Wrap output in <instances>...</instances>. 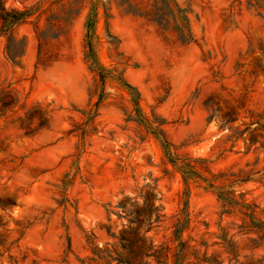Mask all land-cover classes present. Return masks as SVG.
<instances>
[{"label":"rangeland","instance_id":"1","mask_svg":"<svg viewBox=\"0 0 264 264\" xmlns=\"http://www.w3.org/2000/svg\"><path fill=\"white\" fill-rule=\"evenodd\" d=\"M176 2L191 39L164 0H0V264H89L146 182L168 264H264V0Z\"/></svg>","mask_w":264,"mask_h":264},{"label":"trees","instance_id":"2","mask_svg":"<svg viewBox=\"0 0 264 264\" xmlns=\"http://www.w3.org/2000/svg\"><path fill=\"white\" fill-rule=\"evenodd\" d=\"M168 3V11L171 14L172 27L176 35L181 40L191 39L190 17L188 8L178 5L176 0H164ZM2 10L7 11L5 22L0 26V34L6 35L5 49L7 56L14 62L17 56L23 52L11 46L15 40L12 27L28 15V11L23 9L7 10L2 5ZM176 17L180 23L176 25ZM264 74V68H262ZM131 88V85H128ZM184 189L182 193H187L186 179L188 171L182 170ZM155 183L146 182L137 194L132 197L120 198L107 212H115L119 222L112 221L106 225V230L112 238L102 246L91 241L93 245L90 250L92 255L88 257L89 264H152L153 261L167 263L169 246H158L151 239L148 231L153 228L164 213L161 212L163 206L159 201ZM116 207V209H115ZM177 226L174 233H177ZM162 258V259H159ZM168 264V263H167Z\"/></svg>","mask_w":264,"mask_h":264}]
</instances>
